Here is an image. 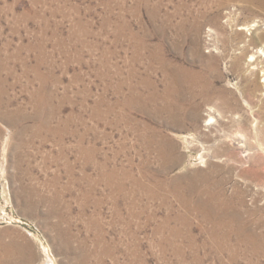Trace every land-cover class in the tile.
Listing matches in <instances>:
<instances>
[{
  "label": "rangeland",
  "instance_id": "rangeland-1",
  "mask_svg": "<svg viewBox=\"0 0 264 264\" xmlns=\"http://www.w3.org/2000/svg\"><path fill=\"white\" fill-rule=\"evenodd\" d=\"M0 264H264V5L0 0Z\"/></svg>",
  "mask_w": 264,
  "mask_h": 264
},
{
  "label": "bare ground",
  "instance_id": "bare-ground-1",
  "mask_svg": "<svg viewBox=\"0 0 264 264\" xmlns=\"http://www.w3.org/2000/svg\"><path fill=\"white\" fill-rule=\"evenodd\" d=\"M254 3H258V4H261V5H264V0H250Z\"/></svg>",
  "mask_w": 264,
  "mask_h": 264
}]
</instances>
